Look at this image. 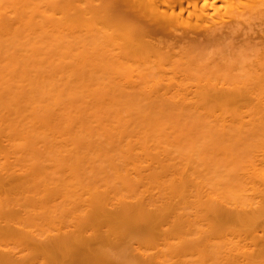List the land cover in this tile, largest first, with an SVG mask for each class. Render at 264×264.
Wrapping results in <instances>:
<instances>
[{"label":"bare ground","instance_id":"bare-ground-1","mask_svg":"<svg viewBox=\"0 0 264 264\" xmlns=\"http://www.w3.org/2000/svg\"><path fill=\"white\" fill-rule=\"evenodd\" d=\"M186 2L189 12L182 7ZM220 2L230 3L247 21L264 23V0H0V148L9 142L10 148L2 149L12 151L18 163L9 164L11 153L6 158L0 150L8 163L0 169V264H194V255H204L205 264L202 250L211 241L214 248L222 246L215 254L217 261L224 259L221 264L231 263V258L232 264H264V110L257 120L233 122L235 117L211 133L207 128L194 132V123H134L122 116L115 123L90 124L83 111L63 104L64 91L46 79L53 70L52 58L41 51V44L49 42L57 57L77 58L74 68L101 57L148 59L163 52L151 41L161 35V41L179 43L170 38L171 31L211 18L209 12L219 10ZM65 60L58 59V66ZM80 70L78 76L84 78ZM263 96L259 93L258 99ZM147 195L158 198L156 205L163 199L166 207L159 205L158 210L152 200L146 201ZM166 211L176 214V220ZM194 217L211 229L205 231L198 222L210 233L199 229L201 238L214 234L216 245L210 239L203 247L194 245ZM54 219L60 222L53 224L55 229ZM67 219L74 221L69 230L62 226ZM45 221L51 223L44 233L39 227ZM162 222L173 224L166 226L171 231ZM52 230L58 233L51 235ZM164 232L175 237L178 247L187 244L185 251L166 237V245L158 243ZM196 238L201 241L200 235ZM223 238L235 239L233 244L225 240L230 246L249 241L244 244L250 249L236 244L227 246L228 251ZM208 248L205 253L213 257L216 250Z\"/></svg>","mask_w":264,"mask_h":264},{"label":"rangeland","instance_id":"rangeland-1","mask_svg":"<svg viewBox=\"0 0 264 264\" xmlns=\"http://www.w3.org/2000/svg\"><path fill=\"white\" fill-rule=\"evenodd\" d=\"M220 3L221 4L218 3L220 5V6L218 5L219 10L217 8L216 9L217 11L212 10L209 12V13L213 12V14H210V15H212L211 18H209V17L204 18L203 21H205V23H203V21H201V22L198 21V23H194V25H193V20H192L191 21L192 24L190 23L188 25H184L185 28L183 25H182L183 27L180 26V29H181V30L179 29L180 32L178 31V28L175 29L174 31L172 30L171 34H170V38H173L175 41H179V43L175 42V44L172 43L173 44L172 45L171 42H168L169 39L161 41V39H160L161 35H160V37L159 36L157 37L160 39L161 42L158 41L159 39L156 42H155V40L151 41V44H153L152 46L154 49L156 48V46H154V44H156L157 45L156 49H158V52H159V49H160V51L162 50L163 52H161V53L159 52L160 54H158L157 50H155L156 54H158V56L153 55V57H152V55L149 54L148 59L145 58V56L144 57L141 56L142 58L140 57V59H139V58H137L138 57L137 55H135V56L131 55L128 57V59L123 57V59L125 58L126 61L122 60L121 58H120L121 60L118 59L119 57L118 58L109 57L112 60H113V58H116L113 61H111V59L109 61V59L107 57L108 60L106 59L107 60L106 61L105 59L103 60L101 57L102 60L100 58H98V60L94 59V61H92V62L90 60H86V61L84 60V62H83L84 67H79L78 65H75L76 68H74V64H76V61H77L76 57H67V56L66 57H64V56L63 57L62 56L57 57L55 50H52L49 42H46L44 39V41L46 42L47 45L45 44V42H43V44H41V45H44L45 48L43 47L41 49V51L46 56H48V57L51 56L50 58H52V68H53V70L50 71V73L52 72L51 74L48 75V73H47L48 77H46V79L50 80L53 84H55V86H59L60 89L64 91L63 92V95H64V103L63 104L70 106V107H76V110L78 109L77 111H79L81 114L84 112L82 114V117L83 118L85 117L84 120L88 121V123L90 122V124L97 122V121H100V120L103 121L101 123H104V122L105 123L106 122L111 123V122L117 121L118 117L122 116L120 119H126V121H132V122L134 121V123H136L135 121H140V120H141V122L146 121L145 123H152V122L154 123V121H156V122L158 121L160 123L163 122L165 124L166 123L169 124L171 122H173L174 124H176L177 122L194 123V132L200 131L203 128H207L208 133L209 132L211 133L213 131V127L218 128L222 124L221 122H224V121L225 122H231L235 117L236 118L233 120V122H240V120H242V121L257 120L256 115L258 114V112L259 111L262 112L264 110V98L262 101L258 99L259 93L264 92V81H263L264 78L261 79V77H264V23L261 24L262 20H261L260 24H259V22H257V20L256 21L253 20V23H252L251 18L248 19V21H247V20H245V19H247V17L246 18L244 17V19H243L242 16H239V14L235 11V9H233L234 6L232 8H230L232 5H230L229 2H228L229 4L227 3L228 4L227 6L224 5V3L222 5V2H220ZM225 4H226V2H225ZM185 5L187 6V2H186V4H183L182 7L184 6L185 10L187 8V12H189V8L186 7ZM178 9H181V8H178ZM178 9H177V11H179ZM192 9L193 8L190 7V11ZM230 9H231V11H230ZM233 10L238 15L235 14L233 12ZM229 11H230V13H229ZM187 12L183 13L185 18L188 17V16H186L188 14ZM216 12H217V14H216ZM189 15H191V14H189ZM48 16H50V15H48ZM237 17H239L238 20H237ZM233 18H234V20H233ZM44 19L46 20L45 15H44ZM191 19H194V21L196 20L195 17L191 18ZM240 19L241 20L243 19V21L241 22ZM48 20H50V19H48ZM236 21H237V23L239 21L238 25L236 23H234ZM147 23H148V26L151 25L150 21ZM206 24H207V26H206ZM237 26H238V28H237ZM46 27H48V25H46ZM209 28L211 31L209 30ZM148 29H150V28H148ZM232 29H234V30H232ZM206 30H209V31H206ZM214 30H215V32L217 30V32L215 33ZM172 32H174V33L176 32L175 34L177 36H179L178 38H180V39H178L174 33L172 34ZM190 32L191 33L193 32V33L191 34ZM209 32H211V33H209ZM201 33H205V36ZM206 34H208V35H206ZM210 34H211V36H210ZM217 35H219V36H217ZM207 36H209L210 38ZM174 37H176V38H174ZM185 37H186V41L185 40L181 41L182 40L181 38H185ZM197 37H198V40L196 39ZM199 37H200V39H199ZM190 38L194 39V40L192 41ZM173 39H171V40L173 41ZM76 41H77V39H76ZM76 41H75V43L77 44ZM180 41H181V43H180ZM40 42L42 43V41H40ZM76 44L74 46H76ZM182 44H183V46H182ZM77 46H82V44L78 41ZM171 46L173 49H171ZM182 47H184V48L182 49ZM167 48H169L170 50L169 49L167 50ZM80 50H83V48H81ZM168 52L170 55L168 54ZM172 53H173V55H171ZM145 55H146V57L148 56L147 54H145ZM130 57L132 59H129ZM134 57L137 58V60ZM58 59H66V60H65V63L58 66V62H57ZM133 59H134V61H133ZM71 64H73V65H71ZM97 65H99L101 68H97ZM151 67H153V68H151ZM70 68H72V69H70ZM77 68H79V69H77ZM80 68L84 69V72L82 75V76H84V78L79 77V76H81ZM92 68L93 69L96 68L97 72L95 73L94 71H96V70L94 69V71H93ZM73 70L75 71L76 75H74ZM77 72H79V73H77ZM92 72H94V73H92ZM67 73H73V77L74 76L75 77L74 78L70 77L71 74H69V76L65 75ZM84 73H86V74H84ZM78 74H80V75L78 76ZM89 74H92V75H89ZM232 97L236 98V100L234 102L231 101V100H233ZM81 111H83V112H81ZM229 113H230V115H229ZM217 114H219V115H217ZM123 122L125 123V121H123ZM92 126L96 128L97 125L96 126L92 125ZM194 138H199V136L195 134ZM7 143H8V145H10L9 142H5V141L3 142L2 145L4 147H6V146H8ZM4 147H1L0 150H3ZM8 147H6V148H8ZM5 150H7V151H5ZM5 150H3V152H5L3 154L4 156L2 155V153L0 154V158H1L0 159L1 160L0 169L3 168V163L6 161V160L2 161L3 157L7 158V156L5 154L8 153V149H5ZM9 151H11V150H9ZM158 151L160 152V149ZM0 152H2V151H0ZM171 152H173V150H171ZM10 153H11V155L8 156V158L10 157L11 159L8 160V163L12 164V166H17L18 163L14 164L15 160L13 159L14 157H12L13 156L12 151L9 152L8 154H10ZM154 153H157V152H155V150H154ZM17 154L18 153H16L15 156H17ZM173 154H174V157L177 155L174 152H173ZM161 157L163 158V156H161ZM176 157H178V155ZM17 158H18V156H17ZM21 158H24V157L22 156V157H20V159ZM162 158H160V159H162ZM177 159H175L174 162ZM177 162H178V160H177ZM5 163L8 164L7 162H5ZM140 163H139V165L142 164V163L141 164ZM142 167H144V166L142 165ZM143 173L144 172H142V175H144L148 172H146L144 174ZM143 178H145V176H143ZM149 190H150V188H149ZM146 194H148V193H146ZM160 195L162 198V194H157L156 196L160 197ZM156 196L153 197V198H155L153 200L150 196L147 195L146 201H147V199H150L153 201L152 203H155V202H157ZM150 200H148L149 202H147V203L145 202V203L148 204L150 208L152 207L151 209L153 210V208H155V207H153L154 204L152 205ZM161 200L163 202V199H161ZM158 201H160V199ZM162 202H161V205L164 207V204ZM155 205H156V203H155ZM159 205L160 204L157 203L156 208ZM164 208H162V209L164 210ZM166 210H167V208H166ZM184 210L186 211V209H183V213L185 212ZM169 212L171 213L170 209H169ZM167 213L168 212L166 211V215H167ZM185 213H184V215H185ZM170 215H172V216H170ZM167 216L170 219H174V221L176 220L175 219L176 214H174V216H173V214H168ZM164 217H161V218H163V219L168 218V217H166V218H164ZM67 220H69V223L67 222ZM67 220H66L67 223H65V222L62 223V226H64V227L66 226V229L69 230L70 222H72L73 220H71V219H67ZM195 220L196 219L194 217V230L195 229L197 230V231L195 230L196 232L194 231L195 232L194 233V235H195L194 245L197 244L198 245V246L196 245L197 247H199V245L203 247L204 243H206V244L209 243V242L208 243L206 242L209 239L213 240V243H214V241H216V239H217L216 237H215L216 239H214V234H212L213 239H211L212 237L207 238V240H205V237L201 238L202 237L201 234H204L205 231L209 232V230H211L209 228H208V230H206V227L208 225L206 222L205 223L203 222L204 219L201 221V222H203L202 223L203 225L201 224V227L202 226L205 227L204 226L205 224L207 225L204 228L205 229L204 232L201 229V227L198 225L199 224L198 222H200V221L195 222ZM55 221H53L55 223L49 222V223H51V227H53V224H54V227H56V224H60L59 221H58L59 223H57V219ZM163 221H166V220H163ZM171 221L172 220H169V222H171ZM45 222H46L45 224L43 223L39 227V231H43L44 233H45V231H47L48 226L50 227V224L47 221H45ZM163 223L164 222H162L161 224H163ZM172 223H173V221H172ZM46 224H48V225H46ZM165 224H166V222H165ZM165 224H163V227L162 226L161 227L164 228ZM183 224H186V222ZM169 225H173V224L165 225V227L169 226ZM58 227H59V225H58ZM184 228H185V226H184ZM57 229H59V228H57ZM164 229H165V231L166 230L171 231V230H169V228L167 229V227ZM199 229L202 230L201 234L198 232V231H200ZM52 231H54V230H52ZM55 231L52 232L51 235L53 233H54V235H55V233L56 234L58 233V230H55ZM63 231H65V232H63ZM63 231H62V233H66V230H63ZM176 232L177 231L173 232L174 235ZM44 233H42L43 236L45 235ZM167 233H168L167 237H166V232H164L165 236L163 235V233L161 234L164 237H162V238L159 237L158 243H160V244L162 243L161 245H166L167 243L164 242L166 240V238H167L166 242H169V240L172 239L171 236L169 238L170 232H167ZM205 234H207V232H205ZM209 234L210 233H208L207 235H209ZM199 235L201 238V239L200 238L199 239L201 241H198V238H196V237H199ZM45 236H44V238H45ZM186 236H187V234H186ZM189 237L191 238V236H189ZM164 238H165V240H163ZM173 238L175 240V237H173ZM184 238L189 239V238L185 237V235H184ZM184 238H183L182 242L184 241V243H185V242H187V240H184ZM230 238H232V237H230ZM161 239L163 240V242L160 241ZM196 239H197V241H196ZM221 239L222 238H220L219 240H221ZM174 240L172 239L173 244H174V242L177 243ZM223 240H224V238H223ZM225 240H224L225 244H222V243L221 244L223 246L226 245L225 249L227 248L226 250H228V247L233 246V245L230 246V244H233L235 242V239L232 240L231 242L229 240H226L227 242L230 243V244L228 243L229 245H227ZM172 241H170V242H172ZM177 241L179 242L180 239H178ZM221 241H219V242H221ZM236 241H238V240H236ZM248 242H246V243H248ZM163 243H165V244H163ZM202 243H203V245H202ZM216 243H217V241H216ZM242 243H240V242H239V244L235 243V245L233 247H235L236 244H238L239 246H236V248L242 247L244 245L243 247H245L246 250L248 248L250 249V245L245 246V244H246L245 241H243ZM156 245L152 246V248H154L152 250H155V248L157 249L159 244L157 247H156ZM181 245L183 246L182 243H181ZM186 245L183 246L184 249L182 248V250L185 251ZM210 245L212 247H210ZM210 245H208L207 247L206 246L203 247L204 249L202 248L203 249L202 251H204V254L209 255L208 253H205V251H206L205 248H208V247H209L208 249L212 248V250L210 249L211 251L216 250L215 252H217V253H214V255H213L214 258L212 257V255H209L212 259L206 255L205 257H207V259L204 258V259H206V261H204V262H207V261L208 262L205 264H210V263L211 264H214V263L215 264H218V263L221 264L220 262L223 258L220 259V261L219 260L217 261L218 256H216L217 254H219L218 253L219 251L217 249L220 245L219 244L216 245L214 243V245L218 246V247L214 248L215 246L213 247L212 241L210 242ZM178 246H179V243H177V247L175 246L176 248L182 247V246H180V247H178ZM159 247H162V246H159ZM166 247L164 246V247H162V249L166 248ZM169 247H167L168 250H169ZM220 247H222V246H220ZM246 247H248V248H246ZM236 248H234V251ZM251 248L253 249L252 246H251ZM230 249L228 251H230ZM239 249L242 250V248H239ZM219 250H222V249L219 248ZM232 250H233V248H232ZM163 251H164V249H163ZM165 251H166V249H165ZM167 251H166V253H167ZM200 251L201 250H199V252ZM202 251H201V254H203ZM211 251H210V253H211ZM249 251L251 252V250H248V252ZM15 252H17V251H15ZM195 252H196V250H195ZM199 252H198V254H199ZM181 254H182V252H181ZM202 257H204V255ZM202 257H201V259H202ZM184 258H185V254H184ZM189 258L187 257L186 259H189ZM194 258H195L194 264H196V263L202 264L201 261H203V260H201L200 258L198 259L197 256H195V255H194ZM214 259H216V260H214ZM231 259H230L231 263L222 262V264H225V263L226 264H232ZM195 260H199V261L195 262ZM223 261H224V259H223ZM167 262H169V261L167 260ZM187 262H189V260ZM234 264H236V262Z\"/></svg>","mask_w":264,"mask_h":264}]
</instances>
